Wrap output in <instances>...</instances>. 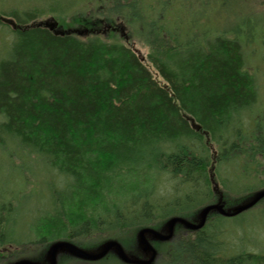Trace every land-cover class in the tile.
Segmentation results:
<instances>
[{
  "label": "trees",
  "instance_id": "1",
  "mask_svg": "<svg viewBox=\"0 0 264 264\" xmlns=\"http://www.w3.org/2000/svg\"><path fill=\"white\" fill-rule=\"evenodd\" d=\"M97 1L108 9L124 3L125 10L116 21L83 16L49 27L33 20L44 11L32 9L7 34L0 151L10 163L2 164L4 172L18 178L10 189L0 186V251L26 253L15 260H40L51 242L80 247L78 237L96 234L142 257L134 234L161 228L171 217L193 218L217 200L212 180L228 204L264 189V101L243 54L259 30L264 36V14L251 0H144L141 12H135L137 0ZM127 22L146 41L147 56L119 40L128 44L134 37ZM100 24L112 40L104 39ZM13 156L23 162L13 167ZM25 171L42 176L45 194L20 230L32 239L20 242L15 234L24 223L13 211L14 202L25 204ZM161 173L166 182L158 192L153 185ZM169 182L171 193L162 188ZM227 219L209 217L193 233L178 226L171 241L154 245V264H257L254 258L264 264L263 255L231 254L233 246H224ZM125 230L131 239L121 236ZM60 263L80 264L64 256ZM81 264L124 263L109 254Z\"/></svg>",
  "mask_w": 264,
  "mask_h": 264
},
{
  "label": "rangeland",
  "instance_id": "2",
  "mask_svg": "<svg viewBox=\"0 0 264 264\" xmlns=\"http://www.w3.org/2000/svg\"><path fill=\"white\" fill-rule=\"evenodd\" d=\"M130 1L131 0H129L128 2H130ZM143 1L144 0H137L136 1V7L135 8L137 10L135 12L141 10L138 8H141V6L143 5ZM145 2H147L150 5V0H145ZM182 2H184V1H182ZM250 3H251V6L255 9L256 13L261 12L264 14V2L260 4L259 2H255L254 0H251ZM245 4L248 5L247 1H245ZM70 8H71V10H70ZM32 9H37L40 12L44 11V12L40 13L41 15H39L38 17H35L33 19L36 22L47 20L48 23H53V21H56V22H62L64 24H66V23L70 24V23H72V19H74V17L79 18V17H83V16H85L86 18H90L91 20H95L96 18L97 19H99V18L106 19L107 16L110 17L113 15V18H111V19H113V21H116L117 20L116 15H120L123 12V10H125V4L122 3V5H118L114 9L113 8L108 9L106 4L100 5V2L97 0H0L1 16L6 15L4 18L7 17V19H10V21H12L14 24L15 23L25 24V21H24L25 19L22 18L20 15H24V13H27L28 10H32ZM48 10H52V11H48ZM68 10H70V12L66 16L61 14V12L65 13V11L68 12ZM12 12L17 13L16 18L10 17V14H13ZM103 12L107 13V15H104ZM210 12H211V14H213L215 12V10L212 9ZM229 14H230V12H229ZM22 21H23V23H22ZM29 21L30 20L26 21V24H28ZM218 21H220V19H218ZM73 24H72V26L74 28H76L75 24L74 25ZM7 26H8V28L2 27V25L0 23V64L4 60L3 58H5L6 50H4V49L7 47V45H8L7 43L10 42V38H11V35H7V34L9 33V31L12 32L11 29H13L10 25H7ZM15 26H17V25L15 24ZM126 26H127V28L128 27L129 28L134 27L132 29V32L134 31L133 32L134 37L130 38L128 40V44L122 38H120L119 40H121L127 46H129V45L134 46L140 52L141 56H147L148 47L145 45L146 41L143 42V41H140L139 38H137V37H140L141 33L135 29V25L131 22H127ZM218 27L221 28V25L218 24ZM16 28L17 27H15V29ZM77 28H79V27H77ZM98 28L100 30H102L105 40H112L111 39L112 32H111V30H109L106 27V24H100ZM263 28H264V26H263ZM258 32L259 33H257V35H259V36H256V38L254 40L253 39L249 40L246 43L247 46H243V54L245 57L246 65L253 68L257 73L258 90L260 93L261 100L264 101V36H260V30ZM128 33L131 35V32L128 31ZM144 34L146 35V33H144ZM115 36H116V38H118L117 34H115ZM78 37L84 40V39H87L88 37H90V35L81 34L80 36L78 35ZM239 37L241 40H243V38H244L243 32H242V34H240ZM144 40H147V39H144ZM7 159H8V154H4L2 151H0V186H3V187L9 186L8 189H10V187H11L10 185H12L14 182H17L18 177L11 178L12 177L11 175H8L6 172H4V170H3L4 167L2 166V164H4L5 166H6V164L10 166L9 162L6 163ZM12 161L14 162L13 167L18 166L19 164H21L23 162L19 157H16V156L12 157ZM231 170H232V168H231ZM13 171H15V170H13ZM135 173H136L135 171H131L132 175H134ZM35 174H37V173L25 171V175L23 176L26 187L24 189H22L23 190L22 197H25V204H24V201H22V200L20 202H14V211L13 212H20V218H21L20 220H23V223H24V226H22V227H20V225L18 226L19 228L16 230V232H19V233L15 234V238L21 237L19 239L20 242H23L24 239H27V240L32 239L33 233L26 232V234H23L20 232V230L25 231L27 229V225H29L30 219L33 220L32 215H33V217H35L36 213L38 214V212L40 211L39 208L42 206V204L44 202L43 195L45 194V192L43 194L42 186H41V184H39L41 179H42V176H40V178H39V176H37ZM230 174H231V172H230ZM158 176H159V177H157L158 180L154 181L153 186H155L157 191L159 192L161 187H158V183H161L160 185H163L166 182V175L161 173ZM8 177L10 179H8ZM49 179L51 180V178H49ZM154 179H155V177H154ZM129 180H131V179L129 178ZM129 180L126 179V181H129ZM118 181L125 182L124 178H119ZM147 181H149V180L146 179V183H147ZM131 182H133V181H131ZM4 184H6L7 186ZM170 186H171V183L168 186L166 185V187H162V188H164V190H167L168 193H171V187ZM2 189L3 188L0 187V193L3 194ZM228 193H229V195H231L233 197L231 192H228ZM0 197L2 198V196H0ZM222 201L223 202L225 201L223 195H222ZM216 202H217V200L213 204H215ZM19 203L21 205V208L19 207ZM239 203L227 204V206L224 204L223 210H226V209L230 208L231 206L237 205ZM0 204H1V200H0ZM46 205H47V201L45 200V204L43 207L44 209L46 208ZM196 214L193 216V218H195ZM21 216H23V217H21ZM179 218H183V217L179 216ZM184 219L191 221V219L189 220V218H184ZM26 220H29V221H26ZM227 221L229 222V223H227V226L229 229L226 231L227 234L225 235L223 241L225 242L224 246L226 248L233 246V248L230 249L231 254H234V253L247 254L248 253V254H254L257 256H261V255L264 256V200L261 201L259 204L255 205L249 211L245 212L243 215L231 217V218L227 219ZM28 228L30 230H32L31 227H28ZM143 228H141L140 230H142ZM146 228H149V227H146ZM150 228H152V227H150ZM162 228H163V225L161 226L160 229H162ZM8 230H10V229H8ZM126 231H127V233H126ZM138 232H136L134 234L135 238L137 237ZM120 233H121L122 237H124V236L126 237L124 239H127V237L131 239V237H129L131 235L129 234L128 230L120 231ZM173 233H175V230ZM78 238H79V240H81L83 242V245L79 247L78 245L74 244L73 242H72V244H74L75 246H77L81 249H86V250L87 249L88 250H96L97 248H99L103 244V242L106 241V239L100 241V239H98V238L103 239L104 237H102V235H98V234H96L95 236L89 237V238H86V237H78ZM173 238H174V235L172 236L171 240ZM90 239L91 240L97 239V242L95 244H91V246H88V245H90V244H88V241H90ZM160 243H162V242H160ZM51 244H52V242L50 244H48L42 258H44V255H45L48 247ZM124 246L127 247V245L123 243L122 247L124 248ZM14 247H16V246H14ZM18 247L24 248V247H22V245L21 246L19 245ZM9 248L11 249L12 246ZM35 248L36 247H34V249ZM16 249L17 248L11 250L12 253L9 251H0V264H3L4 262H7V261H10V263L17 261V260H15V257H16V259L20 258V257H18V255H20L21 253H24V252L19 251L18 253H20V254H18L16 252ZM24 254H26V253H24ZM21 256H23V255H21ZM63 256L65 259H70V260L73 259L71 256H68V255H59V257L57 259L58 264L60 263V259H62ZM8 257H9V260H8ZM254 259L256 261H258L257 264H262L260 259H257V258H254ZM73 260H76V259H73ZM81 262H83V261H79L80 264H81Z\"/></svg>",
  "mask_w": 264,
  "mask_h": 264
},
{
  "label": "water",
  "instance_id": "3",
  "mask_svg": "<svg viewBox=\"0 0 264 264\" xmlns=\"http://www.w3.org/2000/svg\"><path fill=\"white\" fill-rule=\"evenodd\" d=\"M0 21L8 23L12 28L16 27L12 21L1 16ZM49 24L44 23L45 26L47 25L52 27V23ZM192 126L196 130L199 129L197 125ZM212 190L217 195V202L200 209L195 218L191 221L184 218L172 217L165 222L161 231H156L150 228L140 230L137 233L136 242L142 257L127 254L122 246L115 240H106L96 250L81 249L70 242L57 241L48 247L44 258L41 261L24 258L19 259L12 264H57L59 255H68L78 260L95 262L103 259L109 253H112L120 262L124 264H154L155 259L157 258V251L151 246L150 241H169L174 234V226L176 224L181 225L185 230L195 232L204 227L207 218L211 214H218L223 217H234L249 210L259 201L264 199L263 189L254 193L252 196L243 200L239 204L223 210L224 202L222 201V194L213 180Z\"/></svg>",
  "mask_w": 264,
  "mask_h": 264
},
{
  "label": "flooded vegetation",
  "instance_id": "4",
  "mask_svg": "<svg viewBox=\"0 0 264 264\" xmlns=\"http://www.w3.org/2000/svg\"><path fill=\"white\" fill-rule=\"evenodd\" d=\"M224 204L227 206L228 203H227L226 201H224ZM231 207H232V206H231ZM213 216H220V215H218V214H211L210 217L212 218ZM225 218H226V217H225ZM193 219H194V218H193ZM178 226H181V225H177V224H176V225L174 226V230H175V228H177ZM181 227H182V226H181ZM200 230H201V229H200ZM200 230H198V231H200ZM187 231H189V230H187ZM198 231H195V232H198ZM190 232H191V231H190ZM170 240H171V239H170ZM170 240H169V241H170Z\"/></svg>",
  "mask_w": 264,
  "mask_h": 264
},
{
  "label": "bare ground",
  "instance_id": "5",
  "mask_svg": "<svg viewBox=\"0 0 264 264\" xmlns=\"http://www.w3.org/2000/svg\"><path fill=\"white\" fill-rule=\"evenodd\" d=\"M11 222V221H10Z\"/></svg>",
  "mask_w": 264,
  "mask_h": 264
}]
</instances>
